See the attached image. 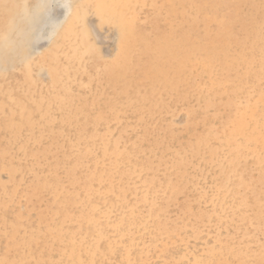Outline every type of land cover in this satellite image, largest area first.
I'll list each match as a JSON object with an SVG mask.
<instances>
[{
	"label": "rangeland",
	"instance_id": "1",
	"mask_svg": "<svg viewBox=\"0 0 264 264\" xmlns=\"http://www.w3.org/2000/svg\"><path fill=\"white\" fill-rule=\"evenodd\" d=\"M151 1L152 0H146L144 2L145 4H137L135 6L136 13L138 16L135 24L138 30L141 31L145 37L152 39L154 37H161L165 34H168V41L170 44H172V40H175L176 36H178L181 32L185 33V36L187 37L188 41L185 40L183 45L188 49V51H185L184 53L190 52L189 50L192 48L191 45H193V42H204L203 29L205 26H207V23L205 24V22L208 21H206L205 19V22H202L201 18L199 19V21L193 18V15L189 13L190 10L188 8V4H184L183 6L185 9H187L184 13V20H180L184 23L183 30H180L177 25L179 23L178 18L176 19L174 17H170L167 20V18H164V15L162 14L165 13V10H167V3H163L162 1L157 0L155 2H152L151 4ZM263 1L264 0H223V3L221 2V13H227L226 15L229 16L234 13L233 17L235 19V29L242 40L246 41L247 38L251 40V33L255 32V27L253 28L252 26L256 24V26H260V30L262 33L259 40L261 42L260 44H264ZM2 2H0V11H4L7 9V4L4 2L6 4L5 6V4L3 5ZM150 4L153 6H149ZM154 5H156L155 9ZM227 5L229 6V8ZM84 7L85 11L81 14V17L77 20L75 25L77 32L73 35L70 42H68L70 45H65L64 50L67 48L66 52L60 51L63 53H59V55V50L55 51L56 53L54 54L55 56L57 55L56 58H54L53 51H51L52 54L51 52H49L50 55L47 56H49L48 58L50 59H47V56H45V64L43 65H41L42 63L40 64L38 62V58L40 57L39 53L42 51H31V53L28 55L16 56L10 54L8 56H5V49L7 48V46V50L9 51L15 45H20L25 39V37H22L21 39L20 37L18 38L17 35L19 32H14V26L13 24H11V22L5 25V28L2 32L5 34L0 33V138L3 135L2 138L5 139H0V156L1 154H3L0 158V203H2V205L0 204V258L5 256L6 264H78L75 260V256L73 257V255L64 259L63 256L66 253L62 254L63 250L66 249L67 244H69L70 246V243L75 244L74 247L76 251L82 250L84 247H87L90 243V245H92V242L90 241V236L91 234L96 235L95 231L96 229H98L99 234L97 235V246L95 248L90 249L93 251L91 252L92 255L90 254L89 256L84 253L81 254L84 259H86L87 257L91 258L90 261H92V264H173L174 262V264H196L195 259L202 257L203 260L208 257L206 251L209 249L210 251L215 252L212 255H209L211 258V264H223L224 262L226 264V261H228L227 264L249 263V256H252L253 258L258 256L260 254V249H262V247L264 248V241H262L264 239V189H262L264 187V144H261L262 140L257 141L256 148L259 149L260 152L259 150L255 152L252 149L254 147V144L250 146L251 149L247 147H242L239 150L232 149L231 154L234 157L235 164L233 163V165L229 168L226 160L227 156H225L224 153L225 149H221L222 144L220 143L223 142L222 139L224 140V134L227 131L229 124L228 121L232 119L234 117V113H238L237 111L240 110V108H242L243 106H246L247 108L244 107L241 119L243 120L242 123L244 122L247 127L245 130L240 129L242 136L244 137L246 133L247 135L245 136L248 139H251L253 137H256L255 134L261 133L264 135V68H262L263 70H253L254 72L251 71L247 73L246 69L243 67L245 65H241V58H237L238 60H236L235 63H233V66L228 69L230 70V72H226L224 85L217 88L214 87V91L212 93H207L204 95V78H202L200 75H196L191 70H189V72H187L185 75L183 72L181 75H179V77H181L179 79V83L183 87L181 90H163L162 84L164 81L167 80V78H169V76L167 77L165 70H161L159 68V60L163 56V54L155 53L154 50L148 47L147 49H143L142 55L138 54L137 52L134 53L135 51H130L129 53L132 52L131 55L129 57L126 56V58L121 61V66L123 67V64L127 63L126 69L128 68V70L131 71V74L133 73V76L135 77V82H130L127 80L125 82L119 77H114L112 75V71L108 67L109 63L113 61L118 48V40L120 38L119 25L113 22H106L104 19L100 18V16L96 14L92 3L87 2ZM58 10L60 13V11H62V8ZM154 11H157V14ZM152 13H155V15H153ZM160 15L162 16L160 17ZM189 15L192 16V20ZM239 15H242V17H240ZM244 15H246L247 17L244 18ZM148 18H150L149 21ZM153 19L155 20L152 21ZM246 19L249 21H247ZM169 20H172L170 24L168 23ZM197 22H199V30L194 27L196 26ZM247 22L248 24H246ZM243 23L245 24L243 25ZM153 25L154 27L152 29L151 27ZM158 29L160 30L157 31ZM239 29H242L243 31ZM145 31H149L150 33L148 32V34ZM240 32L242 33L240 34ZM5 37H8L7 42L2 44L1 41ZM196 38H199L200 40ZM43 42L45 43L46 40H39L38 44H43ZM218 43L222 44V41ZM134 44L136 46L137 41L134 42ZM221 44L218 47L219 50L223 49L226 51H231L230 53L232 57L234 54L233 51H235L239 47L235 46L234 44H229L227 46H225L226 44H222L221 46ZM247 45H245L244 47H246ZM68 50L69 55L70 53H72L70 57L67 53ZM239 51H243V55L241 54L242 58L247 61L249 59V54H247L242 47L239 48ZM11 52L12 51H9V53ZM230 53L228 52V54ZM63 54L65 55V57ZM73 54H81L82 57L77 56L78 58H76ZM67 55L69 58L66 57ZM171 57V54L166 55V59H171ZM67 59L70 60L68 61ZM71 59H73V62ZM83 59H85L84 62L82 61ZM53 63L56 64V68L53 66ZM67 63L68 65L73 64L74 66H76V72L74 71V69H70L72 67L74 68V66L71 65V67H69ZM26 64H29L31 68L29 69L30 71L28 70V72H26V69H28V67L26 68ZM62 64L63 66H65L63 67ZM97 64L99 65V67ZM106 65L107 67H105ZM49 66L54 67V73L51 74V72H49L50 75L48 74V70L50 69ZM60 66H62V68ZM83 66H85V69ZM93 67H95L96 72ZM58 68L61 69L57 71ZM65 70H67L68 73L65 74ZM59 71L61 72L60 74L54 75ZM97 72L99 74H97ZM91 77L94 78L91 79ZM60 78L61 80L65 79V81L59 80ZM228 78L230 83L228 81ZM21 79L23 82H20V84L18 85L17 83H19ZM59 81L60 83L62 82L63 84L68 85L69 88H67V86L63 85L62 83V85H60V83H58ZM110 82H112L113 86L110 85ZM126 83H128V85L132 86L133 88H126ZM236 84L238 86H236ZM17 86H19L22 91L18 89L19 87L17 88ZM64 88L69 89V93H67V91H65L66 89ZM179 88L181 87H178V89ZM33 90L35 92H33ZM53 90L55 94L52 93ZM8 91H10V93ZM254 91H256L257 94ZM25 92L29 96H26ZM49 92H51L52 95ZM99 92L100 96L98 94ZM57 93L58 95L63 94L61 95V98L60 96L59 98L61 99V101L63 100L64 103L58 104V101H60V99L58 98ZM24 94L26 97H28L26 98V100H31L32 96H34L36 100L32 97V100L34 101L32 102L31 100V103H29V100H24ZM42 94H44V97H42ZM20 95L24 98H21ZM38 95H40L41 98ZM7 96L10 98V100H8L9 98ZM54 99H56V102H54ZM226 101H228L229 104ZM13 102H15V104ZM43 102L45 103L44 105L42 104ZM32 103H35L36 105L37 103L39 105L42 104V106L46 108L44 109L42 107L43 109L41 108V110L38 105L35 108L32 106L34 105ZM111 106L113 108L115 107V109H112ZM183 106H185L186 108H184ZM6 107L9 109H7ZM67 107L69 109H67ZM168 107L171 109L174 108L175 110H168ZM5 108L7 110L4 111L3 109ZM24 109H28L27 112L29 114H24L25 117H23L22 119V113H25ZM47 109L49 112L47 111ZM109 109L111 110V112ZM82 110L85 111L87 114L89 113L87 119H84V114ZM6 111L9 113V115ZM35 113L40 119L36 115H34ZM51 115L53 117H51ZM41 117L43 120H41ZM97 117L99 119H97ZM117 117L121 120H119L120 122L116 120ZM253 118L256 119L257 124L249 125V122ZM9 121L11 122V124ZM25 121L29 122L31 126L23 123ZM53 121H55V124ZM86 121L88 122V124L89 122L91 123L93 121L92 126L91 124L88 126ZM8 122L9 124L7 125L6 123ZM17 122L21 125L17 124ZM72 122H74V124ZM83 123H86V128L84 129L85 132L82 134L83 137L81 138L82 135L77 136L75 129H80V126L84 125ZM155 123L160 125L157 127ZM193 124L196 127H194ZM53 125L55 126L53 127ZM135 125H138V127ZM248 125L249 127H251V129L248 127ZM46 126H49V130L47 129L48 127L46 128ZM60 126L61 128H58ZM9 127L11 129L13 128V131L15 133H17L16 131H18L19 134L13 135L14 132ZM55 128L60 129L59 131L61 135L60 133H58V130H53ZM144 128L147 130L148 133L144 130ZM102 129L107 130V132H103ZM180 130L181 133L179 134ZM194 130H196V132ZM6 132H8L9 135L12 133L13 136L10 135L8 139V134ZM36 132L38 135L36 134ZM53 132L56 133L54 134ZM215 132H217L216 136L214 135ZM203 133L207 134H205L204 136ZM56 134H58V136H56ZM94 134L96 137L94 136ZM35 135L37 138H35ZM52 135L53 137L55 136V138H53ZM91 135L94 137H90ZM111 135L113 137H111ZM43 136L45 139L43 138ZM217 136L218 138H216ZM10 137L16 138L11 139ZM26 137L28 138L27 140H25ZM135 137H137V139H135ZM198 137L200 138V140ZM21 138L24 141L23 143L21 141ZM141 138L142 140H140ZM219 138H221V140ZM241 138L242 137H239L237 139V142H240ZM55 139L57 140L56 143ZM216 139H219L220 141H217ZM187 140L189 142H187ZM13 142L16 143V145ZM17 142L21 144H18ZM190 142L200 144L199 149L193 148L194 152L192 150H190L191 152L188 151V144ZM76 143L77 145H79L77 146ZM158 143H160V145H157ZM2 144L4 146H2ZM10 144L12 146H10ZM44 144L46 147L43 146ZM104 144H108L106 146L107 150L106 148H104ZM213 144L214 149H218L217 153L214 156L212 155ZM6 145L9 147L7 148ZM1 146L3 147V149ZM10 147L11 149H9ZM17 147H19L20 149ZM62 147L64 148L63 152ZM124 147L128 151H126ZM120 148L124 151H121ZM75 149H77L78 151H75ZM153 149L155 150V153L153 152ZM244 149L248 152H246ZM22 150L24 152L26 151V156L24 155ZM29 150L31 151L30 154ZM89 150L90 152H92L91 154ZM132 150H134L132 155L128 156L129 151ZM185 150H187V152ZM251 150L253 151L252 153ZM33 151L43 152L41 159L40 154H38L37 158L34 159L32 157V154H34L32 153ZM83 151L85 152V155L83 154ZM115 151L121 152L118 153ZM175 151H177L178 153ZM49 152L50 155L48 154ZM125 152L127 153V155ZM20 153L25 156V159ZM69 153L71 154V156L69 155ZM142 153H145L146 155H143ZM151 153L153 154L151 155ZM63 154L65 155L64 157H66V159L62 157ZM181 155H185L183 156V158L181 157L184 160L180 159L179 156ZM207 156H209L210 158H206ZM237 156L240 159H238ZM73 158L75 160H73ZM143 158H145L146 160H142ZM158 160L159 165L157 166L156 162H158ZM82 161L83 165L80 164L82 163ZM33 162H37L38 166L36 165L37 163L33 165ZM142 162L147 165V169H150L149 172L147 171V169H139V171L137 170L138 166H142ZM153 162H155V164ZM1 164L6 165V168H2ZM151 164L152 166H150ZM184 164L186 165V170ZM162 165L163 167H161ZM192 167L196 168L193 169ZM8 168H13V171H8ZM38 168L39 172L37 170ZM68 168H70V170ZM124 168L126 171L123 170ZM151 168L155 170L151 171ZM177 168H179L182 172L184 171L183 173L181 172V178L179 179H177L176 174L174 175V173H177ZM223 168H225V173H221ZM40 173H42L41 176H39ZM29 174L31 175L29 176ZM120 174L121 178L119 177ZM133 174H137L138 176ZM142 174H146V176L148 175V180L145 175L143 176L142 180ZM107 175H113V178L109 179L107 178ZM155 175L158 177V180H156L157 177ZM74 176H76V180L78 179V183L75 181V179H73ZM135 176L136 178H134ZM165 176H168V178L170 179H167V177ZM183 177L184 179H182ZM84 178H87V180ZM129 178L132 180H130ZM151 179L154 180L153 185L152 183H148ZM241 179L245 180V183L248 185V189L244 187L241 183H239V180ZM140 181L141 183H138L137 185V182ZM158 181H160L159 184ZM178 181H180V183ZM68 183H70L72 187L71 185L69 186ZM110 183L113 185V188L111 190H108V186L110 185ZM183 184L185 185L184 187ZM1 185H3V187ZM135 185L137 186L135 187ZM11 186L16 188L12 189ZM163 186L165 187L163 188ZM178 186L180 187L179 193L173 194L172 192L179 189ZM154 187H156V190H151V188L155 189ZM140 188L142 190H140ZM70 189L71 192L73 191L72 193L69 191ZM76 191L77 193H75ZM146 191L148 196H146ZM107 192H109V195ZM161 192H164V194H160ZM111 193L113 195H111ZM246 193L249 194L246 198V202H249L251 206L247 203L245 206H242V208L241 206H238L237 200L238 197L244 196L246 195ZM151 194L152 196L150 197ZM138 196H140L141 198ZM159 196L160 198H158ZM152 197H154L155 200ZM171 197L173 199H170ZM234 198H236L237 200H234ZM125 199H128V201ZM150 200L153 205L150 204ZM115 201L116 206L114 203ZM118 201H121V205ZM141 201H143L144 203L147 201V205L146 203L144 205V203H142ZM29 206L32 207L30 208ZM36 206L39 207L37 208ZM249 207L251 208V210ZM159 208H163L165 210L163 218L161 220L162 224L164 223L165 225H168H163V233L160 235L161 239L153 229V225L151 226V224H153L152 222H154L155 219L153 220V218H150L155 215V213H158ZM59 210L61 211L60 214L57 213V211ZM248 210L249 212H251L247 213ZM255 211L256 213H258L256 214ZM201 212L203 213L201 214ZM237 212L240 215H238ZM189 214L191 215L190 217L188 216ZM144 215L146 218H144ZM248 215L250 216L248 217ZM94 217H96V219ZM171 217H173L172 220ZM23 222H25V224ZM172 222L174 223L172 224ZM109 223L113 224L109 225ZM143 224H145V228L147 227L146 229L143 227ZM176 224L178 226H176ZM149 225L151 227H149ZM173 226L174 229H170V227L173 228ZM207 226L211 227L212 229L209 227L208 229ZM43 228H45V230ZM175 228L179 229L177 230ZM164 229H167V231ZM223 229L224 231H222ZM144 230H147V232H145ZM147 233H149L151 237H149ZM84 237L87 238L86 241ZM243 238L247 239L244 240ZM200 240L201 242H199ZM223 240L224 242H222ZM246 240H248L249 242ZM260 243L262 246L260 245ZM148 244H151V246ZM168 244L170 245L168 246ZM142 247L143 249H141ZM220 248H222L223 250H221ZM249 249L253 251H249ZM67 251H69V249ZM126 251L130 252L125 255ZM201 251L204 255L201 253ZM228 251H234L235 253H240V255L237 257H227ZM241 255L243 256V258ZM162 258L165 260H163ZM170 258L171 260H169ZM261 258L262 262L259 264H264V252Z\"/></svg>",
	"mask_w": 264,
	"mask_h": 264
},
{
	"label": "bare ground",
	"instance_id": "2",
	"mask_svg": "<svg viewBox=\"0 0 264 264\" xmlns=\"http://www.w3.org/2000/svg\"><path fill=\"white\" fill-rule=\"evenodd\" d=\"M3 1V2H2ZM146 0H68V2L69 3H71L72 5H73V7H72V10H71V14H66V12H65V10L64 9H62V11H60V13H59V10L58 9H60V8H57L56 10H55V18H56V20H57V22H58V24H59V27L57 28V29H55V30H53L51 27H46L44 30H43V34H38V38H34V42H33V44H32V46H31V51H42V52H40L39 54H40V57L38 58V62L41 64V65H43V64H45V62H44V58H45V56H47V55H50L49 54V52H51V51H53V55H54V58H56L57 57V55L55 56V54L54 53H56L55 51H58L59 50V52H58V54L59 53H63L64 51L66 52V49L64 50V48H65V45H70L68 42H70V40L72 39V37H73V35L77 32V30H76V22H77V20L81 17V14L85 11L84 9H85V4L88 2H90V3H92L93 4V8H94V10H95V12H96V14L97 15H99L100 16V18H102V19H104L106 22H113V23H115V24H117V25H119V27H120V38H119V40H118V48H117V51H116V53H115V57H114V59H113V61L111 62V63H109V65H108V67H109V69L112 71V75L114 76V77H119L121 80H123V81H125L126 82V80L127 81H134L135 82V77L133 76V73L131 74V71H129L128 70V68L126 69V67H127V63H124L123 64V67L121 66V61H123L125 58H126V56H130L131 55V53L133 52V51H135L134 53H138V54H141L142 55V52H143V49H147L148 47L149 48H151L152 50H154L155 51V53H159V54H163V56L160 58V60H159V68L161 69V70H165V72H166V75H167V77L169 76V78H167V80L166 81H164L163 82V84H162V89L163 90H166V89H176V91L177 90H181L183 87L181 86V84L179 83V79L181 78V77H179V75H181L182 74V72L184 73V75L187 73V72H189V70H191L193 73H195L196 75H200L202 78H204V86H205V88H204V95L205 94H207V93H212L213 91H214V87H221V86H223L224 85V83H225V76H226V72L227 71H229L230 72V70H228L231 66H233V63H235V61L236 60H238L237 58H241L240 60H241V65H245V66H243L245 69H246V71H247V73L248 72H251V71H255V70H260V69H262V68H264V44H260L261 42L259 41L260 40V36L262 35V33H261V30H260V26L258 25V26H256V24L255 25H253L252 27L254 28L255 27V32L254 33H251V35H252V37H251V40H249L248 38H247V40L246 41H244V40H242L240 37H239V35L237 34V31H236V29H235V25H234V23H235V19H234V13L232 14V15H226L225 13H221V11H220V7H221V2L223 3V0H160V1H162L163 3H167V10H165V13H162L163 15H164V18H167V20H168V18H172V17H174V18H178V20H179V23L177 24L178 25V28L180 29V30H183V25H184V23L182 22V21H180V20H184V13L186 12V9L183 7L184 6V4H188V8H189V10H190V14H192L193 15V18H195L197 21H199V19L201 18V20H202V22H205L204 20L206 19V21H208V22H205V24L207 23V26H205L204 27V29H203V36H204V42H200V41H195V42H193V45H191L192 46V48L189 50L190 52L189 53H184L185 51H188V49L183 45L184 44V42H185V40H187L188 41V39H187V37L185 36V33H180L178 36H176V38H175V40H172V44H170L169 43V41H168V38H167V36H168V34H165V35H163V36H159V37H154V38H148V37H145L144 36V34H142V32L141 31H139L138 30V28L136 27V20H137V18H138V16H137V13H136V8H135V6L137 5V4H142L143 5V3L145 2ZM155 1H157V0H152L151 1V4H152V2H155ZM235 1V0H234ZM237 1V0H236ZM245 1H247V0H245ZM0 2H2L3 3V5L6 3L7 4V9L6 10H2V11H0V33H2L3 32V29L5 28V25H7L9 22H11V24H13V26L15 27V24H16V21H17V17H18V14H19V12H20V9H17V8H13L12 7V5H14V4H17V3H23L24 2V0H0ZM5 2V3H4ZM28 2H31V0H28ZM229 2V1H228ZM240 2V1H239ZM255 2V1H254ZM253 2V3H254ZM264 2V1H263ZM1 3V4H2ZM149 3V2H148ZM231 3V2H230ZM245 3V2H244ZM251 3V2H250ZM249 3V4H250ZM252 3V4H253ZM6 4H5V6H6ZM145 4V3H144ZM149 5V6H153V5ZM255 4V3H254ZM256 4H257V2H256ZM237 5V4H236ZM238 5H239V3H238ZM155 6L156 5H154V9H155ZM228 6V5H227ZM238 7H240V6H238ZM261 7V6H260ZM151 8H153V7H151ZM165 8V7H164ZM228 8H229V6H228ZM231 8V7H230ZM246 8H248V7H246ZM250 8V7H249ZM259 8V7H258ZM17 9V10H16ZM138 11H139V9H138ZM140 11H141V8H140ZM232 11V10H231ZM256 11H257V7H256ZM88 12V11H87ZM152 12V11H151ZM155 12V11H154ZM157 12V11H156ZM155 12V13H156ZM233 12V11H232ZM58 13H59V15H58ZM155 13H152L153 15H155ZM144 14V13H143ZM146 14V13H145ZM151 14V15H152ZM157 14V13H156ZM240 14V13H239ZM142 15V14H141ZM150 15V16H151ZM152 15V16H153ZM144 16V15H143ZM162 15H160V17H161ZM240 16V15H239ZM238 16V17H239ZM15 17V18H14ZM145 17H146V15H145ZM188 17V16H187ZM189 17H191V20H192V16H190L189 15ZM238 17H237V19H238ZM240 17H242V15L240 16ZM244 18L245 17H247L246 15H244L243 16ZM251 17H252V14H251ZM150 18H153V17H150ZM150 18H148V21H149V19ZM158 18H159V15H158ZM248 19V18H247ZM246 19V20H247ZM250 19V18H249ZM263 19V18H262ZM155 19H153L152 21H154ZM245 20V19H244ZM243 20V21H244ZM151 21V20H150ZM171 21L172 20H169L168 21V23L170 24L171 23ZM247 21H249V20H247ZM263 21V20H262ZM185 22V21H184ZM191 22H194V21H191ZM198 23L199 22H197V24H196V26H194V27H196L197 29H198ZM245 23H243V25H244ZM246 24H248V22L246 23ZM249 25H250V23H249ZM248 25V26H249ZM247 26V27H248ZM153 27H154V25L151 27L152 29H153ZM245 28V27H244ZM8 29V28H7ZM12 29V28H11ZM155 29H156V26H155ZM201 29V28H200ZM243 29V28H242ZM242 29H239V30H241V31H243ZM151 30V29H150ZM160 29H158L157 31H159ZM199 30V29H198ZM12 31V30H11ZM246 31V30H245ZM6 32V31H5ZM145 32H147V31H145ZM149 32V31H148ZM147 32V33H148ZM150 33V32H149ZM148 33V34H149ZM242 32H240V34H241ZM2 34H5V33H2ZM244 34V33H243ZM247 34V33H246ZM250 34V33H249ZM245 35V34H244ZM18 38L20 37V39L22 38V37H24V35L22 34V33H18ZM149 36V35H148ZM199 36H200V34H199ZM10 37V36H9ZM233 37V38H232ZM3 38V37H2ZM17 38V37H16ZM17 38V39H18ZM245 38V37H244ZM243 38V39H244ZM7 39H8V37L6 38H4L2 41H1V43L3 44V43H5V42H7ZM196 39H199V38H196ZM41 41V40H46V42L44 43L43 42V44H38V41ZM200 40V39H199ZM244 42H242V41ZM249 40V41H248ZM137 41V44H136V46H135V44H134V42H136ZM222 41V44L223 45H225V46H227V45H229V44H231V45H235V46H239L235 51H233L234 52V54H233V57H232V55H231V51H226V50H219V45L221 44V43H218V42H221ZM21 42H22V40H21ZM20 42V43H21ZM16 43V42H15ZM222 44H221V46H222ZM248 44V45H247ZM245 45H247L246 47H244ZM19 45H15L13 48H11L9 51H12L13 49H15L16 47H18ZM229 47V46H228ZM240 47H242L243 48V50H245V52L247 53V54H249V59L247 60V61H245L243 58H242V55H243V51H239V48ZM7 48H8V46H7ZM233 49V48H232ZM234 50V49H233ZM60 51H63V52H60ZM130 51H132L131 53H129ZM69 52V50L67 51V53ZM228 52L230 53V54H228ZM31 53V52H30ZM36 53V52H35ZM51 54H52V52H51ZM71 54L72 53H70V55H69V53H68V55H69V57L71 56ZM167 54H171L172 55V57H171V59H166V55ZM242 54V55H241ZM60 55V54H59ZM64 55V54H63ZM68 55L66 56L67 58H69L68 57ZM73 55H75V57L76 58H78V57H80L81 56V54L80 55H78V54H73ZM236 55V56H235ZM36 56H39V55H36ZM78 56V57H77ZM241 56V57H240ZM49 56H47V59H50V58H48ZM64 57H65V55H64ZM82 57V56H81ZM232 57V58H231ZM236 57V58H235ZM33 58V57H32ZM31 58V59H32ZM235 58V59H234ZM66 59V58H65ZM68 61L70 60V59H67ZM72 60V62H73V59H71ZM84 60L85 59H83L82 61L84 62ZM145 60V59H144ZM36 61V60H35ZM146 61V60H145ZM57 62V61H56ZM26 63H28V62H26ZM34 63V62H33ZM33 63H32V65H33ZM69 63V62H68ZM68 63H67V65H68ZM79 63V62H78ZM30 64V63H29ZM29 64H26L27 66H26V68L28 67V69H26L27 71L26 72H28V70L29 69H31L30 68V65ZM66 64V63H65ZM70 64V63H69ZM29 65V66H28ZM55 65L56 64H54L53 63V66L55 67ZM60 65H61V63H60ZM71 65H73V64H71ZM71 65H68L69 67H71ZM98 65V64H97ZM102 65V64H101ZM62 66H63V64H62ZM62 66H60L61 68H62ZM65 66V65H64ZM63 66V67H64ZM74 66V65H73ZM93 66V65H92ZM96 66V65H95ZM33 67H34V65H33ZM42 67V66H41ZM50 67V66H49ZM49 67H48V69H49ZM54 67H50V71L48 70V74L50 75V73L49 72H51V74H53L54 73ZM80 67V66H79ZM84 67V69H85V66H83ZM88 67H90V66H88ZM98 67H99V65H98ZM102 67V66H101ZM105 67H107V65L105 66ZM236 67V66H235ZM241 67V66H240ZM56 68V67H55ZM61 68H58L57 69V71L59 70V69H61ZM76 68V66H74V68L72 67V68H70V69H74V71L76 70L75 69ZM94 69H95V67H93ZM103 68H104V66H103ZM102 68V69H103ZM65 69V68H64ZM100 69V68H99ZM107 69V68H106ZM236 70V69H235ZM263 70V69H262ZM261 70V71H262ZM7 71V70H6ZM30 71V70H29ZM56 71V70H55ZM61 71V70H60ZM57 72L56 74H54V75H57V74H60L61 72ZM82 71V70H81ZM253 71V72H254ZM76 72V71H75ZM95 72H96V69H95ZM30 73V72H29ZM66 73H68V71L67 70H65V74ZM104 73V72H103ZM4 74V73H3ZM20 74H22V73H20ZM74 74V73H73ZM76 74V73H75ZM97 74H99L98 72H97ZM258 74V73H257ZM19 75V74H18ZM35 75V74H34ZM22 76V75H21ZM24 76V75H23ZM26 76H28V75H26ZM72 76V75H71ZM75 76V75H74ZM17 77V76H16ZM25 77V76H24ZM52 77V76H51ZM57 77V76H56ZM56 77H55V80H56ZM5 78V77H4ZM9 78H11V77H9ZM19 78H20V76H19ZM89 78V77H88ZM94 78V77H93ZM92 77H91V79H93ZM96 78V77H95ZM230 78V77H229ZM229 78H228V81H229ZM257 78V77H256ZM24 79V78H23ZM30 79V78H29ZM52 79V78H51ZM70 79H72V78H70ZM99 79V78H98ZM19 80V79H18ZM31 80H32V78H31ZM59 80H61V78L59 79ZM102 80V79H101ZM16 81H17V79H16ZM30 81V80H29ZM36 81V80H35ZM52 81V80H51ZM53 81H54V79H53ZM61 81H65V79H62ZM70 81V80H69ZM87 81V80H86ZM90 81V80H89ZM20 82H23L22 81V79H21V81H19V83H17L18 85L20 84ZM79 82V81H78ZM252 82V81H251ZM261 82V81H260ZM55 83V82H54ZM58 83H60V81L58 82ZM62 83V82H61ZM60 83V85H62ZM65 83V82H64ZM228 83V82H227ZM229 83H230V81H229ZM249 83V82H248ZM166 84H170V85H166ZM251 84V83H250ZM256 84V83H255ZM259 84V83H258ZM21 85H22V83H21ZM63 85H66V84H63ZM70 85V84H69ZM107 85V84H106ZM110 85H112V82H110ZM153 85V84H152ZM234 85V84H233ZM263 85V84H262ZM37 86V85H36ZM67 86V88H69L68 87V85H66ZM65 86V87H66ZM113 86V85H112ZM111 86V87H112ZM236 86H238L237 84H236ZM247 86V85H246ZM248 86H250V85H248ZM19 86H17V88H18ZM21 87H23V86H21ZM60 87V86H59ZM58 87V88H59ZM64 87V86H63ZM170 87V88H169ZM178 87H181V88H179L178 89ZM262 87V86H261ZM1 88V87H0ZM61 88V87H60ZM67 88H64V89H66L65 91H67V93H69L68 92V90L69 89H67ZM126 88H133L132 86H130V85H128V83H126ZM5 89V88H4ZM18 89H20V87L18 88ZM23 89V88H22ZM31 89V88H30ZM208 89H209V91H208ZM262 89V88H261ZM6 90H8V89H6ZM5 90V91H6ZM21 90V89H20ZM112 90H114V89H112ZM145 90V89H144ZM254 90H257V89H254ZM4 91V92H5ZM22 91V90H21ZM24 91H25V89H24ZM52 91V90H51ZM62 91V90H61ZM183 91V90H182ZM182 91H180V92H182ZM9 93H10V91H8ZM33 92H35L34 90H33ZM32 92V93H33ZM127 92V91H126ZM220 92H222V91H220ZM219 92V93H220ZM254 92H256V91H254ZM31 93V94H32ZM37 93V92H36ZM35 93V94H36ZM39 93V92H38ZM50 94H51V92H49ZM52 93H54V90H53V92ZM66 93V92H65ZM70 93H71V90H70ZM25 94H26V96H29V95H27V93L25 92ZM25 94L23 95V96H25ZM55 94V93H54ZM60 94V93H59ZM99 94V96H100V92L98 93ZM117 94V93H116ZM256 94H257V92H256ZM10 95V94H9ZM12 95V94H11ZM41 95V94H40ZM40 95H38V96H40ZM45 95H46V93H45ZM47 95H48V93H47ZM52 95V94H51ZM61 95H63V94H61ZM61 95H58V93H57V96H58V98H59V96H60V98H61ZM194 95V94H193ZM219 95V94H218ZM222 95V94H221ZM5 96V95H4ZM4 96H2V97H4ZM19 96V95H18ZM25 96V98L24 97H21V95H20V97L21 98H24V100L25 101H27V100H29L30 102L29 103H31V100L34 98V96H30L31 97V100L30 99H27L26 100V98H28V97H26ZM50 96V95H49ZM144 96V95H143ZM214 96V95H213ZM212 96V97H213ZM220 96V95H219ZM228 96V95H227ZM8 97V96H7ZM29 97V98H30ZM36 97V96H35ZM42 97H44V94H42ZM62 97H64V96H62ZM181 97H183V96H181ZM198 97V96H197ZM196 97V98H197ZM6 98V97H5ZM9 98V97H8ZM20 98V99H21ZM38 98V97H37ZM40 98H41V96H40ZM39 98V99H40ZM55 98V97H54ZM59 98V99H60ZM72 98V97H71ZM35 100H36V98H34ZM64 99V98H63ZM208 99H210V98H208ZM212 99V98H211ZM220 99V98H219ZM2 100V99H1ZM6 100V99H5ZM8 100H10V98L8 99ZM7 100V101H8ZM42 100V99H41ZM45 100V99H44ZM43 100V101H44ZM55 101L54 102H56V99H54ZM16 101V100H15ZM34 100H32V102H33ZM213 101V100H212ZM3 102H5V101H3ZM37 102H39V101H37ZM42 102V101H41ZM187 102V101H186ZM199 102V101H198ZM215 102V101H214ZM223 102V101H222ZM226 102H228V101H226ZM9 103V102H8ZM14 104H15V102H13ZM60 103H64L63 102V100L61 101V99H60V101H58V104H60ZM114 103V102H113ZM188 103V102H187ZM195 103V102H194ZM17 104V103H16ZM32 104H34V105H32L33 107H35L36 108V106L38 105V107L41 109L42 107L44 108V106H42V104L44 105L45 103L43 102L41 105H39L38 103H37V105L35 104V103H32ZM46 104H48V103H46ZM58 104H55V105H58ZM86 104V103H85ZM111 104V103H110ZM217 104V103H216ZM228 104H229V102H228ZM238 104V103H237ZM29 105V104H28ZM31 105V104H30ZM65 105V104H64ZM215 105V104H214ZM232 105H234V104H232ZM13 106V105H12ZM31 106V107H32ZM45 106H47V105H45ZM49 106V105H48ZM66 106V105H65ZM81 106H83V105H81ZM156 106V105H155ZM192 106V105H191ZM190 106V107H191ZM260 106H261V104H260ZM56 107V106H55ZM54 107V108H55ZM79 107V106H78ZM112 107V106H111ZM184 108H186L185 106H183ZM193 107V106H192ZM214 107V106H213ZM236 107V106H235ZM244 107L245 108H247L246 106H243L242 108H240V110H238L237 112L238 113H236V116H235V113H234V117L232 118V119H230L229 121H228V128H227V131L225 132V134H224V140L222 139V143H220V144H222L221 145V149H225V156H227V158H226V160H227V165H228V167L230 168L232 165H233V163L235 164V161H234V157L232 156V154H231V152H232V149H234V150H239V149H241L242 147L244 148V147H247V148H250V146L251 145H253L254 144V147L252 148L255 152L256 151H258L259 149H257L256 148V146H257V141H259V140H262V143L261 144H264V135L263 134H261V133H259V134H255V136L256 137H253V138H247L245 135H247L246 133H245V135H244V137L242 136V134H241V132H240V129H246V127H247V125H245V123L243 122L242 123V119H241V117H242V115H243V109H244ZM1 108V107H0ZM7 108V107H6ZM3 109L4 111L5 110H7V109H9V108H7V109ZM42 108V109H43ZM46 108V107H45ZM44 108V109H45ZM47 108H49V107H47ZM62 108H63V105H62ZM82 108V107H81ZM198 108V107H197ZM41 109V110H42ZM58 109V108H57ZM57 109H55V110H57ZM67 109H69L68 107H67ZM111 109V108H110ZM109 109V110H110ZM112 109H115V107L113 108L112 107ZM111 109V110H112ZM169 109H171V108H169L168 107V110ZM172 109H174V108H172ZM171 109V110H172ZM196 109V108H195ZM208 109V108H207ZM216 109V108H215ZM1 110V109H0ZM25 110V109H24ZM28 110V109H27ZM27 110H25V113H22V119H23V117H25V115L24 114H29L28 112H27ZM33 110H34V108H33ZM39 110V109H38ZM59 110V109H58ZM111 110H110V112H111ZM175 110V109H174ZM187 110V109H186ZM218 110V109H217ZM36 111H37V109H36ZM35 111V112H36ZM47 111H48V109H47ZM68 111H70V110H68ZM81 111V110H80ZM83 111V110H82ZM108 111V110H107ZM116 111H117V109H116ZM184 111H185V109H184ZM188 111V110H187ZM234 111H236V110H234ZM7 112V111H6ZM27 112V113H26ZM49 112V111H48ZM52 112V111H51ZM58 112V111H57ZM67 112V111H66ZM170 112V111H169ZM213 112H214V110H213ZM212 112V113H213ZM8 113V112H7ZM34 113V112H33ZM38 113V112H37ZM54 113H55V111H54ZM105 113V112H104ZM152 113V112H151ZM150 113V114H151ZM156 113V112H155ZM216 113V112H215ZM220 113H221V111H220ZM232 113V112H231ZM39 114V113H38ZM67 114H69V113H67ZM66 114V115H67ZM83 116H84V119H87V117L89 116V113L87 114L85 111H83ZM157 114V113H156ZM1 115V114H0ZM4 115V114H3ZM8 115H9V113H8ZM34 115H36V113L34 114ZM40 115V114H39ZM61 115V114H60ZM78 115V114H77ZM115 115V114H114ZM217 115V114H216ZM221 115V114H220ZM37 116V115H36ZM41 116V115H40ZM46 116H48V115H46ZM94 116H96V115H94ZM151 116V115H150ZM153 116V115H152ZM228 116V115H227ZM35 117V116H34ZM38 117V116H37ZM37 117H36V119H37ZM43 117H45V116H43ZM51 117H53L52 115H51ZM76 117V116H75ZM111 117V116H110ZM226 117V116H225ZM232 117V116H231ZM39 118V117H38ZM55 118V117H54ZM116 118V117H115ZM143 118V117H142ZM230 118V117H229ZM40 119V118H39ZM48 119V118H47ZM83 119V118H82ZM81 119V120H82ZM89 119V118H88ZM97 119H99L98 117H97ZM101 119V118H100ZM144 119V118H143ZM142 119V120H143ZM157 119V118H156ZM25 120V119H24ZM26 120H27V118H26ZM41 120H43L42 119V117H41ZM54 120V119H53ZM102 120V119H101ZM105 120H107V119H105ZM113 120H115V119H113ZM116 120H120V119H118V117H117V119ZM141 120V119H140ZM139 120V121H140ZM197 120H199V119H197ZM11 121V120H10ZM9 121V122H10ZM19 121V120H18ZM39 121V120H38ZM68 121V120H67ZM75 121V120H74ZM121 121V120H120ZM119 121V122H120ZM127 121V120H126ZM138 121V120H137ZM136 121V122H137ZM150 121V120H149ZM153 121V120H152ZM241 121V122H240ZM9 122L8 123H6L7 125L9 124ZM27 121H25V122H23V123H25V124H27V125H30L29 124V122H27ZM33 122V121H32ZM42 122H44V121H42ZM54 122V124H55V121H53ZM93 122V121H92ZM92 122L90 123L89 122V124H88V122L86 121V123L88 124V126L91 124V126H92ZM107 122V121H106ZM105 122V123H106ZM147 122V121H146ZM154 122V121H153ZM157 122V121H156ZM59 123V122H58ZM73 124H74V122H72ZM86 123H83L84 125L83 126H80V129H75L76 130V135L77 136H80V135H82L84 132H85V128H86ZM98 123V122H97ZM115 123V122H114ZM148 123V122H147ZM191 123V122H190ZM10 124H11V122H10ZM17 124H19L18 122H17ZM82 124V123H81ZM94 124H95V121H94ZM134 124V123H133ZM136 124V123H135ZM146 124V123H145ZM154 124V123H153ZM156 124V123H155ZM221 124V123H220ZM257 124V122H256V119L255 118H253L250 122H249V125H256ZM19 125H21V124H19ZM23 125V124H22ZM139 125H140V123H139ZM157 125V127L160 125V124H156ZM194 125V124H193ZM211 125H212V123H211ZM223 125V124H222ZM221 125V126H222ZM226 125V124H225ZM249 125H248V127H249ZM25 126V125H24ZM31 126V125H30ZM29 126V127H30ZM55 125H53V127H54ZM59 126V125H58ZM71 126V125H70ZM87 126V127H88ZM90 126V127H91ZM105 126V125H104ZM134 126V125H133ZM135 126H137L138 127V125H135ZM145 126V125H144ZM144 126H142V127H144ZM146 126H149V125H146ZM151 126V125H150ZM227 126V125H226ZM8 127V126H7ZM18 127V126H17ZM48 127V128H47ZM194 127H196L195 125H194ZM203 127V126H202ZM204 127H205V125H204ZM3 128H4V125H3ZM2 128V129H3ZM10 128V127H9ZM27 128H28V126H27ZM36 128V127H35ZM46 128L49 130V126H46ZM57 128V127H56ZM55 128V129H56ZM58 128H61V126L60 127H58ZM94 128V127H93ZM96 128V127H95ZM134 128V127H133ZM225 128V127H224ZM250 129H251V127H249ZM5 129H7V128H5ZM11 129V128H10ZM41 129V128H40ZM52 129V128H51ZM53 129L54 131H59L60 129ZM70 129V128H69ZM72 129V128H71ZM135 129V128H134ZM133 129V130H134ZM152 129V128H151ZM155 129H156V126H155ZM155 129H154V131H155ZM212 129V128H211ZM12 131H13V128L11 129ZM25 130V129H24ZM103 130V129H102ZM128 130V129H127ZM139 130V129H138ZM144 130L147 132V130L144 128ZM144 130H142V131H144ZM201 130H202V128H201ZM204 130V129H203ZM1 131V130H0ZM16 131V130H15ZM104 131H106L107 132V130H103V132ZM160 131V130H159ZM168 131V130H167ZM173 131V130H172ZM176 131V130H175ZM179 131V130H178ZM195 132H196V130H194ZM14 132V131H13ZM17 133H13V135L14 134H19V132L18 131H16ZM27 132H28V130H27ZM32 132V131H31ZM31 132H29V133H31ZM89 132H90V130H89ZM94 132V131H93ZM97 132V131H96ZM109 132V131H108ZM153 132V131H152ZM205 132V131H204ZM1 133V132H0ZM5 133V132H4ZM7 134H8V132H6ZM33 133V132H32ZM54 134L56 133V132H53ZM58 133H60V131L58 132ZM148 133V132H147ZM178 133V132H177ZM181 133V130H180V132H179V134ZM200 133V132H199ZM213 133V132H212ZM217 132H215V136L217 135L216 134ZM28 134V133H27ZM36 134H37V132H36ZM53 134V135H54ZM63 134V133H62ZM66 134V133H65ZM89 134H91V133H89ZM89 134H88V137H89ZM96 134V133H95ZM95 134H94V136H95ZM97 134H98V132H97ZM96 134V135H97ZM100 134H101V132H100ZM105 134V133H104ZM112 134V133H111ZM137 134V133H136ZM135 134V135H136ZM138 134H140V133H138ZM152 134V133H151ZM169 134H171V133H169ZM173 134H175V133H173ZM197 134H198V132H197ZM204 134V133H203ZM205 134H207V133H205ZM205 134H204V136H205ZM10 135H12V133L10 134ZM9 134H8V139H9V136H10ZM12 135V136H13ZM38 135V134H37ZM53 135H52V137H53ZM60 135H61V133H60ZM59 135V136H60ZM99 135V134H98ZM123 135V134H122ZM146 135H149V134H146ZM193 135V134H192ZM213 135V134H212ZM56 136H58V134H56ZM77 136H76V138H77ZM94 136H90V137H94ZM101 136V135H100ZM99 136V137H100ZM103 136H105V135H103ZM2 137H3V135H2ZM0 138V139H4V138ZM6 137V136H5ZM19 137V136H18ZM18 137H17V139H18ZM29 137V136H28ZM31 137H33V136H31ZM40 137V136H39ZM67 137V136H66ZM83 137V135L81 136V138ZM87 137V136H86ZM96 137V136H95ZM111 137H113L112 135H111ZM172 137V136H171ZM213 137V136H212ZM239 137H242L241 138V140H240V142H237V139L239 138ZM246 137V138H245ZM6 138V139H7ZM11 138V137H10ZM14 138V137H13ZM13 138H11V139H13ZM16 138V137H15ZM14 138V139H15ZM35 138H37L36 137V135H35ZM41 138V137H40ZM43 138H44V136H43ZM53 138H55V136L53 137ZM101 138H103V137H101ZM100 138V139H101ZM110 138V137H109ZM140 138V137H139ZM159 138V137H158ZM199 138V137H198ZM214 138V137H213ZM216 138H218V136L216 137ZM16 139V140H17ZM24 139V138H23ZM28 138L26 137L25 138V140H27ZM31 139V138H30ZM39 139V138H38ZM45 139V138H44ZM79 139H80V137H79ZM135 139H137V137H135ZM134 139V140H135ZM148 139V138H147ZM153 139H156V138H153ZM160 139H161V137H160ZM160 139H158V140H160ZM203 139V138H202ZM220 140H221V138H219ZM219 139H216L217 141H220ZM5 140V139H4ZM20 140V139H19ZM40 140V139H39ZM43 140V139H42ZM140 140H142V138L140 139ZM143 140H144V138H143ZM149 140V139H148ZM157 140V141H158ZM199 140H200V138H199ZM215 140V141H216ZM11 141V140H10ZM21 141H22V143L24 142L23 140H22V138H21ZM20 141V142H21ZM37 141V140H36ZM56 139H55V143H56ZM106 141H107V139H106ZM157 141H156V143H157ZM180 141V140H179ZM210 141H212V140H210ZM4 142H6V141H4ZM39 142V141H38ZM120 142V141H119ZM132 142V141H131ZM134 142V141H133ZM139 142H141V141H139ZM187 142H189L188 140H187ZM197 142V141H196ZM253 142V143H252ZM14 143V142H13ZM18 143V142H17ZM57 143H59V142H57ZM74 143V142H73ZM210 143V142H209ZM8 144V143H7ZM15 145H16V143H14ZM18 144H21V143H18ZM34 144H36V143H34ZM112 144H113V142H112ZM132 144V143H131ZM178 144H180V143H178ZM211 144V143H210ZM76 145H77V143H76ZM75 145V146H76ZM79 145V144H78ZM77 145V146H78ZM108 144H104L103 146H104V148H106V150H107V146ZM114 145V144H113ZM124 145V144H123ZM122 145V146H123ZM141 145V144H140ZM140 145H138V146H140ZM157 145H160V143H158ZM2 146H4L3 144H2ZM1 146V147H2ZM7 146V145H6ZM10 146H12L11 144H10ZM19 146V145H18ZM36 146V145H35ZM43 146H45V144L43 145ZM59 146V145H58ZM87 146V145H86ZM134 146V145H133ZM137 146V145H136ZM165 146V145H164ZM166 146H167V144H166ZM205 146H207V145H205ZM9 146H7V148H8ZM42 147V146H41ZM46 147V146H45ZM60 147H61V145H60ZM114 147H115V145H114ZM118 147V146H117ZM117 147H116V149H117ZM182 147V146H181ZM199 147H200V144H198V143H189L188 144V151H190V150H192L193 151V148H198L199 149ZM204 147V146H203ZM210 147V146H209ZM208 147V148H209ZM17 148H19V147H17ZM59 148V147H58ZM71 148V147H70ZM76 148V147H75ZM89 148V147H88ZM93 148V147H92ZM121 148H123V147H121ZM120 148V149H121ZM157 148V147H156ZM155 148V149H156ZM183 148V147H182ZM218 148H220V147H218ZM2 149H3V147H2ZM1 149V150H2ZM6 149V148H5ZM9 149H11V147L9 148ZM14 149V148H13ZM20 149V148H19ZM18 149V150H19ZM90 149V148H89ZM124 149H125V147H124ZM139 149V148H138ZM205 149H207V148H205ZM251 149V148H250ZM15 150H16V148H15ZM24 150V149H23ZM22 150V151H23ZM33 150H34V148H33ZM71 150V149H70ZM92 150V149H91ZM112 150V149H111ZM119 150V149H118ZM126 150V149H125ZM141 150V149H140ZM154 150V149H153ZM152 150V151H153ZM207 150H209V149H207ZM217 150L218 149H214V144H213V150H212V152H213V156L217 153ZM233 150V151H234ZM245 150V149H244ZM247 150H249V149H247ZM64 151V148L62 147V152ZM75 151H78L77 149H75ZM109 151V150H108ZM121 151H124V150H122L121 149ZM120 151V152H121ZM126 151H128V150H126ZM133 151L134 150H132V151H129V153H128V156H130V155H132V153H133ZM142 151V150H141ZM186 152H187V150H185ZM246 151V150H245ZM244 151V152H245ZM8 152V151H7ZM87 152H88V150H87ZM89 152H90V150H89ZM96 152V151H95ZM104 152H106V151H104ZM112 152V151H111ZM115 152H118V151H115ZM120 152H118V153H120ZM138 152V151H137ZM136 152V153H137ZM154 153H155V150L153 151ZM162 152V151H161ZM175 152H177V151H175ZM182 152V151H181ZM191 152V151H190ZM194 152V151H193ZM199 152V151H198ZM203 152V151H202ZM236 152V151H235ZM241 152V151H240ZM243 152V151H242ZM246 152H248V151H246ZM253 151L251 150V153H252ZM254 152V153H255ZM259 152H260V150H259ZM4 153V152H3ZM11 153H12V150H11ZM17 153V152H16ZM16 153H15V155H16ZM18 153H19V151H18ZM23 153H24V155L25 154H27L26 153V151L24 152L23 151ZM31 153V151L29 150V154ZM32 153H34V154H32L31 156L34 158V159H36L37 158V155L38 154H40V159H41V156H42V154H43V152H40V151H36V152H32ZM77 153V152H76ZM81 153H82V151H81ZM85 152L83 151V154H84ZM92 152H90V154H91ZM93 153H94V151H93ZM126 153V152H125ZM141 153V152H140ZM178 153V152H177ZM177 153H174V154H177ZM183 153V152H182ZM197 153V152H196ZM20 154H22V153H20ZM49 155H50V152L48 153ZM96 154V153H95ZM108 154V153H107ZM143 154V153H142ZM153 153H151V155H152ZM162 154V153H161ZM242 154V153H241ZM249 154H250V152H249ZM3 154H1V156H2ZM23 155V154H22ZM23 155V157H24V159H25V156ZM69 155L71 156V154L69 153ZM81 155V154H80ZM85 155V154H84ZM126 155H127V153H126ZM136 155V154H135ZM134 155V156H135ZM143 155H146L145 153L143 154ZM163 155V154H162ZM208 155V154H207ZM247 155V154H246ZM259 155V154H258ZM1 156H0V158H1ZM10 156V155H9ZM29 156V155H28ZM65 155L63 154L62 155V157H64ZM77 156V155H76ZM137 156H138V154H137ZM141 156V155H140ZM148 156V155H147ZM183 156H185V155H181V156H179L180 157V159H182L183 158ZM187 156V155H186ZM221 156V155H220ZM21 157V156H20ZM20 157H17V158H20ZM78 157V156H77ZM104 157V156H103ZM136 157V156H135ZM156 157V156H155ZM182 157V158H181ZM212 157V156H211ZM238 157V156H237ZM244 157V156H243ZM8 158V157H7ZM32 158V159H33ZM45 158V157H44ZM75 158V157H74ZM73 158V160H75ZM152 158H153V156H152ZM162 158V157H161ZM167 158V157H166ZM206 158H210L209 156H207ZM249 158V157H248ZM253 158V157H252ZM258 158H260V157H258ZM264 158V157H263ZM3 159V158H2ZM64 159H66V157H64ZM103 159V158H102ZM145 158H143L142 160H144ZM148 159H150V158H148ZM158 159V158H157ZM187 159V158H186ZM238 159H240L239 157H238ZM5 160V159H4ZM146 160V159H145ZM159 160H160V158H159ZM159 160H158V162H156L157 164V166L159 165ZM182 160H184V159H182ZM1 161V160H0ZM15 161V160H14ZM33 161V160H32ZM149 161V160H148ZM152 161V160H151ZM150 161V162H151ZM181 161V160H180ZM186 161V160H185ZM4 162V161H3ZM97 162V161H96ZM109 162H110V160H109ZM149 162V163H150ZM216 162V161H215ZM240 162V161H239ZM34 163V162H33ZM35 163H37V162H35ZM35 163L33 164V165H35ZM101 163V162H100ZM112 163V162H111ZM152 163V162H151ZM154 164H155V162H153ZM189 163V162H188ZM9 164V163H8ZM7 164V165H8ZM41 164V163H40ZM80 164H82L83 165V161H82V163H80ZM110 164V163H109ZM114 164V163H113ZM186 164V163H185ZM184 164V165H185ZM32 165V166H33ZM37 166H38V163L36 164ZM77 165H78V163H77ZM85 165V164H84ZM87 165V164H86ZM132 165V164H131ZM210 165V164H209ZM6 165H4V164H1V167L2 168H6L5 167ZM31 166V165H30ZM29 166V167H30ZM62 166H64V165H62ZM148 166H149V164H148ZM150 166H152V164L150 165ZM192 166V165H191ZM13 167H14V165H13ZM40 167V166H39ZM77 167V166H76ZM129 167V166H128ZM134 167V166H133ZM161 167H163V165L161 166ZM160 167V168H161ZM185 167V170H186V165L184 166ZM263 167V166H262ZM18 168V167H17ZM33 168V167H32ZM193 169L194 168H196V167H192ZM218 168V167H217ZM42 169V168H41ZM69 170H70V168H68ZM139 169L140 170H142V169H147V165L144 163V162H142V166H138V171H139ZM10 170V172H11V170L13 171V168H8V171ZM38 170V172H39V168L37 169ZM73 170V169H72ZM95 170V169H94ZM123 170H125V168L123 169ZM149 170L150 169H147V171L149 172ZM152 170H155V169H152L151 168V171ZM158 170V169H157ZM228 170V169H227ZM35 171V170H34ZM126 171V170H125ZM37 172V171H36ZM72 172V171H71ZM91 172V171H90ZM124 172V171H123ZM122 172V173H123ZM161 172V171H160ZM163 172H164V170H163ZM162 172V173H163ZM177 173H174V175L176 174L177 175V179H179V178H181V172L182 171H180V169L179 168H177V171H176ZM184 172V171H183ZM182 172V173H183ZM187 172V171H186ZM79 173H81V172H79ZM135 173V172H134ZM138 173H140V172H138ZM155 173V172H154ZM154 173H152V174H154ZM221 173H225V168H223V170H222V172ZM262 173H263V169H262ZM38 174V173H37ZM41 174L42 173H40V175L39 176H41ZM85 174V173H84ZM89 174V173H88ZM91 174V173H90ZM31 174H29V176H30ZM86 175V174H85ZM129 175V174H128ZM133 175H137V174H133ZM140 175V174H139ZM145 175V177H147V180H148V175L146 176V174H144ZM143 174H142V176H141V178H142V180H143V176H144ZM150 175V174H149ZM184 175V174H183ZM182 175V176H183ZM237 175V174H236ZM26 176V175H25ZM24 176V177H25ZM123 176V175H122ZM138 176V175H137ZM156 176V175H155ZM196 176V175H195ZM11 177H12V175H11ZM75 177L76 176H74V178L73 179H75ZM88 177V176H87ZM119 177L121 178V174L119 175ZM127 177V176H126ZM144 177V178H145ZM157 177V176H156ZM165 177H167V179H170V178H168V176H165ZM218 177H219V175H218ZM223 177V176H222ZM39 178V177H38ZM107 178H109V179H111V178H113V175H110V176H108L107 175ZM134 178H136V176L134 177ZM140 178V177H139ZM191 178V177H190ZM229 178H230V175H229ZM3 179V178H2ZM11 179V178H10ZM14 179V178H13ZM28 179V178H27ZM72 179V180H73ZM84 179H86L87 180V178H84ZM130 179V178H129ZM137 179H138V177H137ZM166 179V180H167ZM182 179H184V177L182 178ZM221 179V178H220ZM242 179H244V178H242ZM239 180V183H241L244 187H246L247 188V184L245 183V180ZM128 180V179H127ZM130 180H132V179H130ZM140 180V179H139ZM156 180H158V177H157V179ZM155 180V181H156ZM181 180V179H180ZM14 181V180H13ZM23 181V180H22ZM28 181V180H27ZM31 181H33V180H31ZM37 181V180H36ZM43 181H44V179H43ZM75 181L78 183L79 181H78V179L76 180L75 179ZM81 181V180H80ZM122 181H123V179H122ZM124 181H125V179H124ZM11 182V181H10ZM24 182V181H23ZM154 182V180L153 179H151V180H149V182L148 183H152V185L154 184L153 183ZM159 182L160 181H158V184H159ZM176 182V181H175ZM179 183H180V181H178ZM29 183V182H28ZM83 183V182H82ZM90 183V182H89ZM88 183V184H89ZM138 183H141V181L140 182H137V185H138ZM156 183V182H155ZM167 183V182H166ZM165 183V184H166ZM169 183V182H168ZM182 183V182H181ZM12 184H13V182H12ZM11 184V185H12ZM30 184V183H29ZM69 184V186L71 185L70 183H68ZM161 184V183H160ZM164 184V185H165ZM177 184V183H176ZM186 184V183H185ZM15 185V184H14ZM25 185H26V180H25ZM28 185V184H27ZM128 185H130V184H128ZM137 185H135V187L137 186ZM178 185V184H177ZM181 185V184H180ZM2 187H3V185H1ZM13 186V185H12ZM11 186V187H12ZM31 186V185H30ZM32 186H33V184H32ZM84 186H86V185H84ZM88 186V185H87ZM148 186V185H147ZM159 186V185H158ZM166 186V185H165ZM165 186H163V188L165 187ZM173 186H174V184H173ZM185 185L183 184V187H184ZM71 187H72V185H71ZM121 187V186H120ZM127 187H129V186H127ZM157 187V186H156ZM156 187H154L155 189H152L151 188V190H156ZM179 187V186H178ZM250 187V186H249ZM263 187V186H262ZM13 188H16V187H12V189ZM113 188V185L110 183V185L108 186V190H111ZM130 188H131V186H130ZM138 188V187H137ZM158 188V187H157ZM123 189V188H122ZM248 189V188H247ZM262 189H264V187L262 188ZM7 190V189H6ZM42 190V189H41ZM130 190V189H129ZM128 190V191H129ZM140 190H142L141 188H140ZM146 190V189H145ZM179 190H180V187H179V189L178 190H176V191H174V192H172L173 194H178L179 193ZM70 192H71V189L69 190ZM202 191H203V189H202ZM8 192H9V190H8ZM38 192V191H37ZM73 192V191H72ZM71 192V193H72ZM79 192V191H78ZM137 192V191H136ZM12 193V192H11ZM44 193H45V191H44ZM75 193H77V191L75 192ZM108 193V195H109V192H107ZM135 193V192H134ZM153 193H154V191H153ZM156 193V192H155ZM164 194V192H161L160 194ZM170 193V192H169ZM2 194V193H1ZM117 194V193H116ZM200 194V193H199ZM203 194V193H202ZM111 195H113L112 193H111ZM133 195V194H132ZM159 195V194H158ZM170 195V194H169ZM169 195H167V196H169ZM197 195H198V193H197ZM196 195V196H197ZM206 195V194H205ZM248 195L249 194H247L246 193V195H244V196H241V197H238V200L236 199V198H234V200L236 199L237 200V204H238V206H245L247 203L249 204V202H246V198L248 197ZM68 196H69V194H68ZM121 196H123V195H121ZM146 196H148L147 195V191H146ZM145 196V197H146ZM152 196V194L150 195V197ZM174 196V195H173ZM200 196V195H199ZM202 196V195H201ZM88 197V196H87ZM125 197V196H124ZM138 197H140V196H138ZM204 197V196H203ZM141 198V197H140ZM139 198V199H140ZM153 199H154V197H152ZM158 198H160V196L158 197ZM169 198V197H168ZM1 199V198H0ZM33 199H35V198H33ZM144 199V198H143ZM150 199V198H149ZM165 199V198H164ZM170 199H173L172 197L170 198ZM170 199H168V200H170ZM225 199V198H224ZM73 200V199H72ZM117 200V199H116ZM123 200H124V198H123ZM125 200H127L128 201V199H125ZM141 200V199H140ZM145 200V199H144ZM155 200V199H154ZM201 200H202V198H201ZM200 200V201H201ZM205 200V199H204ZM208 200V199H207ZM159 201V200H158ZM1 202H2V200H1ZM119 202V201H118ZM121 202V201H120ZM119 202V203H120ZM126 202V201H125ZM142 203H144L143 201H141ZM149 202V201H148ZM150 202H151V200H150ZM156 202V201H155ZM164 202H165V200H164ZM166 202H167V200H166ZM263 202V201H262ZM34 203V202H33ZM115 203V206H116V201L114 202ZM132 203H134V202H132ZM131 203V204H132ZM146 203V205H147V201L145 202ZM145 203H144V205H145ZM153 203H154V201H153ZM168 203H171V202H168ZM196 203V202H195ZM1 205H2V203H0ZM39 204V203H38ZM124 204H126V203H124ZM150 204H152V202L150 203ZM149 204V205H150ZM112 205V204H111ZM120 205H121V203H120ZM130 205V204H129ZM153 205V204H152ZM156 205V204H155ZM160 205H162V204H160ZM186 205V204H185ZM200 205V204H199ZM250 205V204H249ZM256 205V204H255ZM24 206H25V204H24ZM151 206V205H150ZM169 206V205H168ZM172 206H173V203H172ZM232 206V205H231ZM234 206V205H233ZM251 206V205H250ZM253 206V205H252ZM261 206V205H260ZM30 207V206H29ZM28 207V208H29ZM32 207V206H31ZM30 207V208H31ZM37 207V206H36ZM39 207V206H38ZM37 207V208H38ZM142 207H144V206H142ZM149 207V206H148ZM158 207V206H157ZM160 207V206H159ZM162 207V206H161ZM205 207H206V205H205ZM27 208V209H28ZM154 208H156V207H154ZM196 208V207H195ZM215 208V207H214ZM243 208V207H242ZM250 208V207H249ZM133 209H134V207H133ZM142 209V208H141ZM149 209V208H148ZM166 209V208H165ZM167 209H168V207H167ZM255 209V208H254ZM35 210V209H34ZM106 210V209H105ZM184 210V209H183ZM186 210V209H185ZM239 210V209H238ZM246 210V209H245ZM250 210H251V208H250ZM257 210H258V208H257ZM28 211V210H27ZM36 211V210H35ZM131 211H132V209H131ZM144 211H145V209H144ZM149 211V210H148ZM164 209L163 208H159V210H158V213H155V215H153L152 217H150V218H153V220H154V222H152L153 224H151V226L153 225V229L155 230V232L158 234V236L160 237V235L163 233V225H165L164 223L162 224V218H163V214H164ZM141 212V211H140ZM187 212V211H186ZM243 212V211H242ZM247 212V211H246ZM251 212V211H250ZM249 212V210H248V212L247 213H250ZM261 212H262V210H261ZM57 213H61V211L59 210V211H57ZM145 213V212H144ZM167 213V212H166ZM203 212H201V214H202ZM246 213V214H247ZM255 213H256V211H255ZM254 213V214H255ZM258 213V212H257ZM256 213V214H257ZM178 214V213H177ZM237 214H238V212H237ZM142 215V214H141ZM145 215H147V214H145ZM145 215H144V218H146L145 217ZM168 215V214H167ZM183 215V214H182ZM191 215H192V213H191ZM190 214L188 215L189 217L191 216ZM218 215H219V212H218ZM222 215H223V213H222ZM238 215H240V214H238ZM245 215V214H244ZM103 216V215H102ZM184 216V215H183ZM250 215H248V217H249ZM252 216H253V213H252ZM55 217V216H54ZM148 217V216H147ZM174 217V216H173ZM173 217H171V220H172V218ZM221 217H223V216H221ZM95 219H96V217H94ZM167 218V217H166ZM182 218V217H181ZM181 218H180V220H181ZM192 218V217H191ZM50 219V218H49ZM88 219V218H87ZM165 219V218H164ZM170 219V218H169ZM233 219V218H232ZM245 219V218H244ZM51 220H52V218H51ZM98 220V219H97ZM119 220H120V218H119ZM168 220V219H167ZM174 220V219H173ZM185 220V219H184ZM189 220V219H188ZM225 220H227V219H225ZM236 220V219H235ZM122 221V220H121ZM128 221V220H127ZM148 221V220H147ZM166 221V220H165ZM176 221H177V218H176ZM191 221V220H190ZM221 221V220H220ZM232 221V220H231ZM238 221V220H237ZM7 222H8V220H7ZM52 222V221H51ZM107 222V221H106ZM182 222V221H181ZM243 222V221H242ZM250 222V221H249ZM24 224H25V222H23ZM134 223V222H133ZM144 223H145V221H144ZM174 222H172V224H173ZM233 223V222H232ZM9 224H10V222H9ZM113 224V223H112ZM112 224H110L109 223V225H112ZM115 224V223H114ZM118 224V223H117ZM119 224H120V222H119ZM130 224V223H129ZM190 224V223H189ZM200 224V223H199ZM221 224V223H220ZM219 224V225H220ZM231 224V223H230ZM242 224V223H241ZM261 224V223H260ZM264 224V223H263ZM47 225V224H46ZM45 225V226H46ZM145 224H143V227L145 228V226H144ZM194 225V224H193ZM198 225V224H197ZM196 225V226H197ZM203 225V224H202ZM227 225V224H226ZM226 225H224V226H226ZM232 225V224H231ZM237 225V224H236ZM11 226H12V224H11ZM29 226V225H28ZM44 226V227H45ZM48 226V225H47ZM53 226H54V224H53ZM150 225H149V227H151ZM165 226H168V225H165ZM175 226V225H174ZM174 226H173V228H171L170 227V229H174ZM176 226H178L177 224H176ZM235 226V225H234ZM239 226H241V225H239ZM19 227V226H18ZM119 227V226H118ZM209 226H207V228H208ZM236 227V226H235ZM58 228V227H57ZM121 228V227H120ZM143 228V229H144ZM147 228V227H146ZM145 228V229H146ZM192 228V227H191ZM199 228V227H198ZM209 228H211V227H209ZM208 228V229H209ZM215 228V227H214ZM218 228V227H217ZM227 228V227H226ZM233 228V227H232ZM240 228V227H239ZM20 229V228H19ZM40 229V228H39ZM44 230H45V228H43ZM119 229V228H118ZM140 229H142V228H140ZM175 229H177V228H175ZM179 229V228H178ZM177 229V230H178ZM195 229V228H194ZM193 229V230H194ZM207 229V230H208ZM212 229V228H211ZM228 229V228H227ZM242 229V228H241ZM13 230H14V227H13ZM23 230V229H22ZM37 230H38V228H37ZM133 230V229H132ZM164 230H166L167 231V229H164ZM206 230V229H205ZM24 231V230H23ZM131 231V230H130ZM139 231H142V230H139ZM145 232H147V230H144ZM184 231V230H183ZM222 231H224V229L222 230ZM221 231V232H222ZM248 231V230H247ZM252 231V230H251ZM56 232V231H55ZM96 235L95 234H91V242H92V245H90V244H88V246L87 247H84L82 250H79V251H76L75 250V247H74V243L72 244V243H70V246H69V244H67L66 245V249L65 250H63V252H62V254H64V253H66L64 256H63V258L64 259H66L67 257H71L72 255H73V257L75 256V260H76V262L78 263V264H92V261H90L91 260V258H89V257H87L86 259H84L82 256H81V254L82 253H84V254H86V255H89L90 256V254H91V252H93L92 250H90L91 248H95L96 246H97V238H98V234H99V230L98 229H96ZM105 232V231H104ZM133 232V231H132ZM148 232H149V230H148ZM220 232V231H219ZM234 232H235V230H234ZM168 233H170V232H168ZM184 233V232H183ZM193 233V232H192ZM191 233V234H192ZM207 233V232H206ZM211 233V232H210ZM223 233H225V232H223ZM228 233V232H227ZM247 233V232H246ZM249 233V232H248ZM254 233V232H253ZM122 234V233H121ZM127 234V233H126ZM144 234V233H143ZM237 234V233H236ZM240 234V233H239ZM258 234V233H257ZM147 235H149V233H147ZM185 235H186V233H185ZM184 235V236H185ZM188 235V234H187ZM216 235V234H215ZM222 235V234H221ZM260 235V234H259ZM18 236V235H17ZM143 236V235H142ZM163 236V235H162ZM190 236V235H189ZM210 236V235H209ZM223 236V235H222ZM235 236V235H234ZM57 237V236H56ZM127 237V236H126ZM145 237V236H144ZM149 237H151L150 235H149ZM208 237V236H207ZM239 237V236H238ZM250 237V236H249ZM253 237V236H252ZM258 237V236H257ZM263 237V236H262ZM85 238V241L87 240V238L86 237H84ZM167 238V237H166ZM214 238V237H213ZM152 239H153V235H152ZM157 239V238H156ZM160 239H161V237H160ZM225 239V238H224ZM237 239V238H236ZM244 239V238H243ZM242 239V240H243ZM245 239H247V238H245ZM244 239V240H245ZM254 239V238H253ZM263 239V238H262ZM144 240V239H143ZM147 240V239H146ZM52 241V240H51ZM193 241V240H192ZM246 241H248V240H246ZM262 241H264V239L262 240ZM58 242V241H57ZM146 242H148V241H146ZM145 242V243H146ZM158 242V241H157ZM188 242V241H187ZM199 242H201V240L199 241ZM222 242H224V240L222 241ZM226 242V241H225ZM237 242V241H236ZM240 242V241H239ZM243 242V241H242ZM241 242V243H242ZM249 242V241H248ZM155 243V242H154ZM241 243H240V245H241ZM262 243V242H261ZM261 243H260V245H261ZM46 244H48V243H46ZM78 244H80V243H78ZM85 244H86V242H85ZM84 244V245H85ZM172 244V243H171ZM206 244V243H205ZM220 244V243H219ZM258 244V243H257ZM148 245H150L151 246V244H148ZM147 245V246H148ZM154 245V244H153ZM170 244H168V246H169ZM204 245V244H203ZM50 246V245H49ZM114 246V245H113ZM135 246H136V244H135ZM147 246H145V247H147ZM205 246H207V245H205ZM256 246V245H255ZM262 246V245H261ZM260 246V247H261ZM144 247V246H143ZM143 247L141 248V249H143ZM153 247H155V246H153ZM152 247V248H153ZM198 247H199V245H198ZM201 247V246H200ZM204 247V246H203ZM234 247V246H233ZM249 247V246H248ZM205 248V247H204ZM241 248V247H240ZM251 248V247H250ZM69 249V251H67ZM155 249V248H154ZM153 249V250H154ZM167 249V248H166ZM171 249V248H170ZM221 250H223L222 248H220ZM237 249V248H236ZM126 250V249H125ZM147 250V249H146ZM149 250V249H148ZM164 250V249H163ZM220 250V251H221ZM242 250V249H241ZM251 249H249V251H250ZM192 251V250H191ZM199 251H200V249H199ZM230 251H231V249H230ZM230 251H228V256L227 257H237V256H239L240 255V253L238 254V253H235L234 251L233 252H230ZM251 251H253V250H251ZM130 251H126L125 252V255L127 254V253H129ZM165 252V251H164ZM245 252V251H244ZM263 252H264V248L262 247V249H260V254L258 255V256H256V257H250L249 256V263H245V264H259V263H261L262 262V258H261V256H262V254H263ZM137 253V252H136ZM142 253H143V251H142ZM145 253V252H144ZM161 253V252H160ZM166 253V252H165ZM170 253V252H169ZM200 253V252H199ZM201 253H202V251H201ZM206 253L208 254V257H206L205 259H203L202 260V257L201 258H198V259H195V263L196 264H211V258H210V256L209 255H212L213 253H215L214 251H210V249L209 250H207L206 251ZM146 254H148V253H146ZM157 254V253H156ZM203 254V253H202ZM236 254V255H235ZM249 254H252V253H249ZM255 254V253H254ZM92 255V254H91ZM165 255V254H164ZM204 255V254H203ZM256 255V254H255ZM13 256V255H12ZM144 256V255H143ZM146 256V255H145ZM162 256V255H161ZM200 256H201V254H200ZM242 256V255H241ZM247 256V255H246ZM195 257V256H194ZM145 258V257H144ZM150 258H152V257H150ZM193 258V257H192ZM204 258V257H203ZM242 258H243V256H242ZM244 258H245V256H244ZM11 259V258H10ZM126 259H128V258H126ZM147 259V258H146ZM163 259V258H162ZM167 259V258H166ZM174 259H176V258H174ZM163 260H165V259H163ZM169 260H171V258L169 259ZM178 260V259H177ZM179 260H181V259H179ZM13 261V260H12ZM132 261V260H131ZM146 261V260H145ZM239 261V260H238ZM0 264H6L5 262H6V257L4 256V257H2V258H0ZM144 262V261H143ZM147 262H148V260H147ZM146 262V263H147ZM165 262V261H164ZM171 262V261H170ZM177 262V261H176ZM192 262V261H191ZM141 263H142V261H141ZM154 263V262H153ZM163 263V262H162ZM175 263V262H174ZM173 263V264H174ZM178 263V262H177ZM228 263V261H226V264ZM33 264V263H32ZM113 264V263H112ZM116 264V263H115ZM125 264H127V263H125ZM131 264V263H130ZM144 264V263H143ZM164 264V263H163ZM166 264V263H165ZM223 264H225V262L223 263Z\"/></svg>",
	"mask_w": 264,
	"mask_h": 264
},
{
	"label": "snow or ice",
	"instance_id": "3",
	"mask_svg": "<svg viewBox=\"0 0 264 264\" xmlns=\"http://www.w3.org/2000/svg\"><path fill=\"white\" fill-rule=\"evenodd\" d=\"M12 7L20 9L14 32L22 33L25 39L11 53L6 48L5 56L30 54L34 38H38V34H43L44 28L51 27L55 30L59 27L55 10L62 8L66 14H71L73 5L68 0H31V2L24 0L23 3L14 4Z\"/></svg>",
	"mask_w": 264,
	"mask_h": 264
}]
</instances>
